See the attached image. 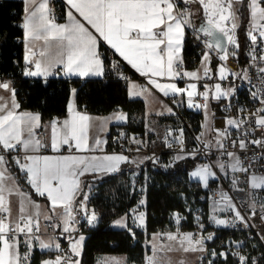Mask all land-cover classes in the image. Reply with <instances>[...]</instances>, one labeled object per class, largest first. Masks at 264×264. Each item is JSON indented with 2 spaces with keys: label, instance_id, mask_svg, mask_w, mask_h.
<instances>
[{
  "label": "snow or ice",
  "instance_id": "6c2138e0",
  "mask_svg": "<svg viewBox=\"0 0 264 264\" xmlns=\"http://www.w3.org/2000/svg\"><path fill=\"white\" fill-rule=\"evenodd\" d=\"M21 3L24 5L21 25V39L25 42L23 76L43 77L46 81L48 77L59 74L79 77L104 75V61L98 52L97 35L76 18V13L115 53L145 77L150 87L154 86L164 97L172 98L174 106H182L186 94L187 108L203 112V127L207 130L210 98L221 103L222 111H228L235 106L232 101L236 86L225 88L222 83H215L209 89L205 83V90L198 92L197 82H186L185 87H180L175 80L183 81L185 77L196 81L211 78L208 63L211 60L210 53L215 51L218 55L219 79L222 82L230 75L251 83L246 70L234 72L222 63L230 56L238 58L240 43L237 32L242 27L243 18L248 21L243 25L247 49L245 56L249 66L261 74L264 84V67H257L264 65V0H66V23L56 21L50 8V0H21ZM180 3H183V8H180ZM193 8L201 12L204 21L199 27L192 22ZM186 29H191L196 39H200V33L211 38L202 41L208 50L202 53L203 77L199 75V70L185 71L178 68L183 63ZM41 41L43 47L37 51L36 42ZM229 46H232L233 51L229 52ZM161 78L172 82L162 83ZM0 89L9 93L8 98L0 96V264H31L32 253L37 244L41 250L55 248L64 251L59 243L53 240L46 243L40 239V205L30 200L29 193L20 188V182L38 197L49 201L53 211L57 206L63 209L59 224L52 223V216H45L44 220L47 226L59 228L69 249L65 255H55L54 258L42 260L40 264H81L85 236L79 233L73 236L77 232L73 225L80 222L74 215V202L78 201L75 211L89 226L94 227L101 219L97 211L88 207L89 193L84 191V187L89 186L82 187L81 177L87 174L93 180L102 179L104 175L120 171L122 164H132L139 168L148 161L153 166L171 168L181 161L206 158L208 163L197 164L195 170L188 175L198 180L203 188L213 191L214 197L217 194L219 196V199H213L209 220L217 226H239L240 230L255 231L256 224L253 220L264 227V107L247 114L248 110L240 106L237 109L238 118L226 119L228 128L217 132L212 141H202L205 132H201L193 139L198 145L202 144V147L191 150L183 147V127L176 130L178 135L175 136L171 129L167 130L164 136L165 146L172 150L173 144H176L179 151L174 152L166 163H161L160 156L155 153L139 161L122 153L85 154L91 152L89 129L93 117L77 110L75 88L70 89L72 100L67 105V118L62 121L53 119L50 122V143L37 138L36 130L48 126L41 124L42 117L39 113L21 110L22 106L16 98L17 89L12 87L11 82H0ZM132 89L130 95L133 97L146 93L144 88L137 90L135 84ZM210 92H214L211 97ZM197 95L203 98V103H194ZM249 96L264 105V91L249 90ZM156 114L174 116L175 112L173 108L165 107L164 111ZM98 119L99 130L107 131L109 119L122 122L127 116L116 112L110 118ZM229 129L237 131L235 139L231 138ZM146 130L153 131L151 128ZM123 137L125 134L121 132L116 139L119 141ZM106 143L107 140L93 139L97 151ZM128 143L137 146L136 150L139 151V146L144 142L134 137ZM65 146L68 154H60ZM229 148L234 151H229ZM249 148L252 149L251 152ZM44 149L51 150L53 154H42ZM73 149L80 154H73ZM218 172L224 173L223 178H227L232 186L229 191L237 189L241 183L245 185L237 190L246 193L247 198L243 201V209L246 211L238 207L228 191L210 188V180L219 183L223 179L218 176ZM137 174L133 171L132 176ZM135 191L133 180L130 194ZM13 196L18 198L15 218L11 217ZM145 205L146 198L140 199L135 207L117 218L113 226L122 228L132 239H136L134 229L142 232L147 230V213L140 211ZM30 208L35 211L30 212ZM220 214H225L228 218H218ZM174 219L177 225L175 233L151 234L148 243L152 254L145 258L146 264H168L164 254L174 249L202 253V264H219V260H215L217 257L228 264L229 256L236 258L235 264H264V253L250 257L240 252L245 241L225 242V248H235L234 251L209 250L207 243L213 241L215 235H202L206 229L199 216H194L193 222L200 234L179 232L180 222L186 217L174 214ZM256 235L264 245V235L260 232ZM21 246L23 252L20 250ZM112 264H120V261L112 258Z\"/></svg>",
  "mask_w": 264,
  "mask_h": 264
},
{
  "label": "trees",
  "instance_id": "16d2710c",
  "mask_svg": "<svg viewBox=\"0 0 264 264\" xmlns=\"http://www.w3.org/2000/svg\"><path fill=\"white\" fill-rule=\"evenodd\" d=\"M22 13L23 4L19 1L4 0L0 3V74L16 76L17 97L22 109L39 111L43 121L55 116H63L67 113L70 89L75 88L80 109L94 114H107L119 107L127 111L128 121L118 127L112 126L110 131L124 129L130 134L145 136L149 141L167 132V126L162 127L160 135L147 132L148 123L143 101L130 98L128 87L114 78L111 73L106 72L103 78L86 79L54 76L46 81L19 74L23 58L21 54H15L13 51L23 46V42L18 41V38L23 35V29L19 26ZM243 20L245 21L238 30V37L242 36L239 39L238 56L246 51L243 25L247 22L246 19ZM202 41L201 36L200 39H196L192 30L187 29L183 51L185 64L194 66L193 56L201 59L202 53L205 52ZM105 51L108 52V49ZM4 52L7 54L5 55ZM181 114L182 117L165 115L157 119L161 124L172 123V131L175 133L178 128L183 127L184 136L190 140V129L194 132H199L201 129L203 114L186 108H181ZM154 147H160V144H155ZM197 160L198 158L195 161L191 159L181 161L171 168L150 166L151 176L145 196L146 205L143 207L147 213V230L136 231L133 245L132 238L126 231L112 226L115 217L125 213L135 204L133 193L130 194L132 170L128 166H123L120 171L104 175L102 179H99L91 190L88 206L97 211L101 219L95 227L85 231L82 264H96L98 255L106 252L126 253L128 262L142 263L149 253L146 242L151 234L163 232L171 226L174 210L186 213L192 220L193 209L199 204L200 197L208 192L199 181L189 179L188 173L195 169ZM20 185L23 189L30 190L23 182H20ZM112 242H116V245L111 246ZM258 252L259 249L255 248L251 253ZM49 254L51 252L35 250L32 255L33 264H39L41 259ZM233 263L232 260H228V264ZM220 264H224V261Z\"/></svg>",
  "mask_w": 264,
  "mask_h": 264
},
{
  "label": "built area",
  "instance_id": "2783aa9c",
  "mask_svg": "<svg viewBox=\"0 0 264 264\" xmlns=\"http://www.w3.org/2000/svg\"><path fill=\"white\" fill-rule=\"evenodd\" d=\"M4 0H0V3H3ZM50 8L53 10V14L56 18V20H61L64 15H65V0H50ZM23 15L24 13L21 14V19L19 21V26L21 27L22 22H23ZM22 28V27H21ZM21 37L18 38V41H22ZM229 52L233 51L232 46H229ZM247 50V49H246ZM15 54H21L22 55V46L16 48L13 51ZM244 51L242 55L238 56V58H233L229 57L227 61H223V63L231 70V71H247V75L250 77L251 83L244 81L240 78H235L232 76H228V79L226 81L221 82L223 87L227 88L229 86H236V88H239L238 93L235 94V98L232 101V103L235 105L232 108H229L228 111H222L221 110V103L219 104V110L221 117L224 120V124L219 126L218 128L220 131H223L224 129L228 128L226 125V119L227 118H238V113L237 109L240 106H244L247 110V114H252L255 113L257 109L260 107H264V105H261L260 103L256 102L255 100L252 99L251 96H249V90H257L260 89L261 91H264V84H262V79H261V74L258 73L256 70H254L251 66H249V62L247 60V57L245 56ZM101 54V58L106 64V72L111 73L114 78L117 80L121 81L124 86L128 87V83L134 78V72L132 71L131 68H129L126 64L121 62L119 59H117L114 55H112L109 51L102 50L99 52ZM192 64L194 66H197L199 64V59L196 56L192 57ZM112 65H117V67H112ZM257 67H264V65H257ZM24 68V61L22 63L21 69L18 71L19 74L22 73V70ZM178 68H181L184 70L186 68V65L184 63L178 65ZM201 77H203V70L199 74ZM0 77H6L10 80V82L13 84L14 88L18 89V85L16 82V76L14 74H9V75H1ZM211 78H202L201 80L197 81L198 84V92H202L205 90L203 85L205 83H208L211 81ZM141 88H145L144 84H141ZM264 98V96H262ZM172 102V98L170 99ZM186 101V100H185ZM203 98L197 95L194 98V103H203ZM185 107L186 109L192 111V112H197L203 114L202 111L197 110L195 108L189 109L187 108V104L185 102ZM180 116L182 117V114L180 113ZM231 132V138L235 139L238 135L237 131L234 129H229ZM124 133L125 137L121 138L119 141H117L116 137L118 136V133ZM201 133V129L199 132H194L192 129H190V134H191V139H187L183 135V140H184V149L185 150H191L197 147H202L201 145H198L194 141V137L199 136ZM166 134V133H165ZM165 134H162L156 139H153L152 141H149L147 138L143 139L142 137H138L136 134H130L124 129H117L115 131H108L105 135V140H107V146L110 150H118L126 153L131 159H136L140 155L143 157L151 156L153 153H155L157 156H160L161 158V163H166L170 157L174 154V152L179 151V146L176 144H173V149L169 150L165 146L164 142V136ZM172 135H178V133H175L172 131ZM139 138L142 142L139 146V151L136 150L135 145H131L128 143V140H131L132 138ZM37 138L40 139L42 142H44V134L43 132L39 131L37 133ZM255 138V137H251ZM205 140L202 137V141ZM146 144V146H145ZM155 144H160V147H154ZM64 150H67V147L63 148ZM229 151H234L233 148H229ZM252 149L249 148V152H251ZM42 152H51L49 149H44ZM259 154V153H257ZM197 164L200 163H208L209 161L206 158L202 157H197ZM223 159V158H222ZM212 161H215V157L212 158ZM152 164L148 161H145L143 164V169L138 177L135 187L136 191L133 193V198L135 199V204L132 207H135L138 201L142 198H145L146 196V191H147V185H148V180L151 176V171H150V166ZM224 173L218 172V176L224 177ZM229 175H231V172L229 170ZM245 185L241 183L240 185L237 186L238 188H244ZM143 188V191H140V189ZM210 188L212 190H218L220 188H223L225 191H228V194L233 198L234 202H237L238 207H241L243 211H246V209H243V201L247 198L246 193L243 191H239L237 189H232L229 191V189L232 188V186L229 184L227 178H223L219 183L212 182L210 180ZM207 194H205L204 199L199 200V204L195 206V208L192 211V220L189 219L190 217L186 214L183 213L179 210H174L172 212V217H171V226L168 227L164 232H173L175 233L177 231V225L174 219V214H179L181 217H186V219H182L180 222L179 226V232L181 233H193V234H200L199 229L195 226L193 222V217L194 216H199L201 221L203 222L206 231L202 233V235H207V234H214L215 239L213 241H210L207 243V247L209 250L215 249L216 252H222V251H229L232 250L234 251L235 248L228 249L225 248V242L228 241H245V246H242L240 248V252L243 255L250 256V257H257L260 253H264V245L261 244L259 238L257 237L256 233L260 232L261 235H264V227L260 225V223L256 220H253V223L256 224V230H240L239 226L237 228H231V227H224V226H217L212 221L209 220V215H211L212 211V203L213 199H219L218 194L214 197L213 196V191H209L207 189ZM259 199V197H257ZM131 207V208H132ZM140 211H144V208L142 207ZM218 218H228L225 214H220ZM44 225H47L46 221L43 222ZM97 225V224H96ZM95 225V226H96ZM94 226V227H95ZM73 227L77 230H81L85 235H86V230L93 228V226H89L84 220L82 222H79ZM134 231H140V229H134ZM77 232L73 233V236L76 235ZM135 239L131 240V244H134ZM166 243L167 241H162ZM67 241L61 243V249L64 251L67 248L66 245ZM116 242H112L111 246H115ZM258 248L259 252L252 254V250ZM24 249L21 250L23 252ZM61 251V252H64ZM203 254L200 252H196L194 263L193 264H202L201 261V256ZM215 260H219V264L223 262L222 258H215ZM228 260H232L235 264V257L229 256ZM129 264H135L134 262H130Z\"/></svg>",
  "mask_w": 264,
  "mask_h": 264
},
{
  "label": "crops",
  "instance_id": "0c3cea01",
  "mask_svg": "<svg viewBox=\"0 0 264 264\" xmlns=\"http://www.w3.org/2000/svg\"><path fill=\"white\" fill-rule=\"evenodd\" d=\"M13 1H19V2H21V0H13ZM180 4L182 5V6L179 5L180 8H183L184 7L183 3H180ZM23 7H24V5H23ZM238 7H239V5H238ZM66 11H67V7H66V0H65V15H64V17L61 20H56L58 23H66L67 22ZM197 12H200V11H197ZM74 15H76V18L78 20H80L82 23H84L85 26L88 27L90 31H93V34L94 35H97V39H98V52H100L102 50H105V49H108V51L112 55H114L117 59H119L121 62H123L124 64H126L134 72V74H135L134 75V78L128 83V93H129L130 98H132V99H141L143 101V103L145 105V114H146V119H147V123H148V128L153 129V131H151L150 133L157 134V132H162L161 129L164 126L165 127L167 126V129L168 130L169 129L173 130L172 123L161 124L158 121V119H157L161 115H157L156 113L161 112V111H164L165 107H171V108H173V111L175 112V115L174 116H180L181 108H186L185 107V103L182 106L179 105V104H177V105L174 106L173 105V102L170 101V99H171L170 97H164L162 93H159L158 90L154 89V86H151L150 87L149 84H148V82L146 81V78L143 77L141 74L137 73L126 61L123 60L122 57L119 56L118 53H115V51L113 49H111V46L110 45H107V43L104 42L102 40V38H100L98 36V34H96L94 32V30L91 29V27L89 25H87V23L85 21H83V18L82 17H80L76 13H74ZM201 16L202 15H200L199 17H195L194 15L192 16V22L197 27H199L200 22H202V20H203V19H201L202 18ZM23 17H24V15H23ZM243 21H245V20H243V18H242L241 24H243ZM246 22L248 23L247 20H246ZM186 33H187V29H186ZM201 36H203V35H201ZM184 43H185V40H184ZM35 47H36V50L39 51L40 48L43 47V42L42 41L41 42H36ZM183 51H184V46H183ZM206 51H208V50H206ZM4 54L6 55L7 53L4 52ZM24 54H25V42L23 41L22 58H23ZM182 55H183V53H182ZM210 55H211V60L208 63V67L210 68V70L212 72V79L208 83V88L209 89H211L215 83H221L222 82L219 79V73H218V67H219L218 55L214 51H212L210 53ZM201 61H202V57L199 60V64L197 66H189L188 64H185L184 59H183V63L186 65V68L184 70L185 71L199 70V74H200L202 72V70H203V67H204V65L202 64ZM104 68H105V72H104V75L102 77H96V76L79 77V76H75V75H72V76H64L62 74H59V75L50 76L48 78H51V77H54V76H59V77H64V78H69V79H75V78H81V79H86V78H103L105 76V73H106V64H105V62H104ZM32 78L44 79L43 77H32ZM0 82H10V80L8 78H6V77H0ZM160 82L164 83V82H172V81H170L168 79L161 78ZM175 82L178 83V86L185 87L186 86V82H197V81L194 78H187V77H185L183 81L177 79V80H175ZM133 84L137 85V90L141 88V84H144L145 85V88L144 89H146L145 95L139 96V97H133V96H131L130 95V92L133 90L132 89V85ZM11 85H12V87H14L12 83H11ZM238 91H239V88H236V93H238ZM212 95H214V92H210V97ZM0 96H3L5 98H8L9 93L7 91H5V90L0 89ZM16 98L19 101V99L17 97V94H16ZM71 100H72V97L70 96L69 102H71ZM184 100H186V94H185ZM75 104H76V107H77V110L78 111L83 112V113L88 114L91 117H93V120L90 122L91 123V127L89 129V145H90V148H91V152L85 153V154L99 155V154H121L122 153L124 155H127L126 153H124L122 151L110 150L108 148V146H107V143L101 145V150L97 151L95 149V147H94V144H93V139L94 138H100V139L105 140V135H106V133L108 131L111 130L112 126L118 127L119 125L125 124L128 121V113H127V111H125L124 109H122V108L119 107L116 110H114V111H112L110 113H107V114H94V113H90V112H88L86 110H83V109H80L78 107L77 97L76 96H75ZM218 104H219L218 102H216L215 100H213V99L210 98V100H209V108H208L207 112H208V115H209V121L211 122L213 129H219L218 127L221 126V125H218V124H221L222 122L224 124V120L221 117ZM21 110H23V111H29V112H32V113H39L41 115V113L39 111H36V110L22 109V108H21ZM116 112H122L123 114H126L127 119L125 121H122V122L115 121L113 119H109L108 120V123L106 125L107 131H100L99 130L100 125H99V119L98 118H110ZM67 115H68V113H66L63 116H55L52 119L47 120V121H43V119H41V124L42 125H45V126H48V127H44V128H41V129H37L36 130V136H37V133L39 131H41L44 134V143H50V136H51V128L49 126L50 125V122L53 119H58V120L62 121L63 119L67 118ZM166 116H168V115H166ZM204 121H205V115L203 114V120H202V124H201V132H205V134H206V130L203 127ZM58 127H59V125H58ZM138 137H140V136H138ZM142 138L145 139L146 137L143 136ZM203 138L205 139V135L203 136ZM72 151H73V154H80V153H77L75 149H73ZM42 154L51 155L53 153L52 152H42ZM60 154H68V151L67 150H64L62 148ZM142 158H144V157L142 155H140L139 157H137L134 160L139 161ZM123 166H128L129 169L132 170V173H133V171H135L136 173H138L135 177L132 176V181L134 180V182L136 184V181H137L138 177L140 176V174L142 172L143 164H141L139 168H136L135 165H132V164H122L121 165V168H123ZM132 173H131V175H132ZM189 179L190 180H194V181H198L196 179H193L190 175H189ZM98 180L99 179L93 180V178L91 176L87 175V174L84 177H81L82 187H84L85 185H88L89 186V187H84V191L89 193V199H90L91 190L94 188V186H96V182ZM20 188L22 190H24V191H26V192L29 193V197H30V200L32 202L40 205V218H39L40 231L38 233L40 239L44 240V242H46V243L49 242L50 240H53V241H55V242H57L59 244L65 242V240L60 235L59 228H55L54 229L52 227H49V226L43 224V222L45 221L44 220V217L45 216H52L53 217L52 223L59 224L60 223L59 217L62 215V212H63L62 207L57 206V208L53 211L51 209L50 202L47 201L45 198L38 197L31 190H28L27 191V190L23 189V187L21 185H20ZM11 199H12V212H11V217L12 218H15L16 215H17V212H18V208H17L18 198L15 197V196H13ZM77 205H78V201L77 202H74V204H73L74 215L76 216V218H77L78 221H82L83 218L81 217V215L78 212L75 211V209L77 208ZM29 210H30V212H34L35 211L34 209H31V208ZM123 214H121V215H119V216H117V217H115L113 219L112 226H113V222L117 218L121 217ZM113 227L114 228H117V229H122V228H119V227H116V226H113ZM77 233L83 234L85 236V240H86V235L81 230H79ZM77 233H76V235H77ZM21 238H22V234H21ZM150 239H151V237L148 239V241ZM148 241L146 242V245L149 248V253L147 254V256H149V255L152 254L151 251H150V244L148 243ZM161 243H164V242L161 241ZM166 243H168V242H166ZM66 245H67V248H66V250L64 252L58 251L55 248L41 250V249H39L38 244H37L36 248L34 249V251L35 250H39L40 252H51V254H49L46 257H44L43 259H41V261H42L44 259L54 258L55 255H65L66 252H67V250L69 249L68 242L66 243ZM83 247H84V250H85V241H84ZM22 249H23V246H21V249L20 250H22ZM34 251H33V253H34ZM33 253H32V255H33ZM83 254H84V251H83ZM83 254H82V257L80 258L81 259V264H82V261H83ZM164 255H165V259L168 262V264H193L194 263V259H195L196 252H184V251H180V250H175L174 249L172 251L166 252ZM112 258H116L117 260H119L120 261V264H129L130 263V262L127 261V255H126V253L106 252V253H101V254L98 255L96 264H112ZM31 264H33V257L31 259ZM135 264H146V260L144 262H142V263H135Z\"/></svg>",
  "mask_w": 264,
  "mask_h": 264
},
{
  "label": "rangeland",
  "instance_id": "374dc122",
  "mask_svg": "<svg viewBox=\"0 0 264 264\" xmlns=\"http://www.w3.org/2000/svg\"><path fill=\"white\" fill-rule=\"evenodd\" d=\"M192 11L194 12V16L195 17H199L200 15H201V13L200 12H197L198 10L197 9H195V8H193L192 9ZM202 17V16H201ZM200 19V18H199ZM201 19H203V18H201ZM202 22H204L203 20H202ZM197 24V23H196ZM201 35H203V33H200ZM200 35V36H201ZM237 35H238V32H237ZM242 36H240V37H238L239 39L241 38ZM201 38H202V40H204V39H208L207 37H203V36H201ZM240 42V41H239ZM207 49L205 48V51H206ZM215 52V51H214ZM220 131V129H213V127H212V124H211V122L209 121V124H208V128H207V130H206V134H205V140H207V141H212V140H214V138H215V136H216V134H217V132H219ZM162 132H157V135H160ZM193 179H195V178H193Z\"/></svg>",
  "mask_w": 264,
  "mask_h": 264
},
{
  "label": "water",
  "instance_id": "95a60500",
  "mask_svg": "<svg viewBox=\"0 0 264 264\" xmlns=\"http://www.w3.org/2000/svg\"><path fill=\"white\" fill-rule=\"evenodd\" d=\"M203 23V22H200V24ZM199 24V26H200ZM204 36V35H203ZM208 39H211L210 37H207ZM218 125H223V122L221 124H218Z\"/></svg>",
  "mask_w": 264,
  "mask_h": 264
}]
</instances>
